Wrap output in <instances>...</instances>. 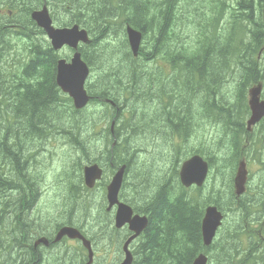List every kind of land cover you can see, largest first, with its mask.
Listing matches in <instances>:
<instances>
[{
    "label": "trees",
    "instance_id": "obj_1",
    "mask_svg": "<svg viewBox=\"0 0 264 264\" xmlns=\"http://www.w3.org/2000/svg\"><path fill=\"white\" fill-rule=\"evenodd\" d=\"M78 1L77 6L75 0L59 1L55 11L57 14H66L67 18L60 19L62 21L53 18L57 26L78 24L84 27L92 34L94 47L99 46V50L107 53L114 54L118 45H124L125 59L119 60L113 55L114 58L107 61L108 65L99 69L95 62L100 59L93 62L87 53L89 45L80 49L84 62L91 67L93 75L86 86L93 99L82 112L73 111L70 98L62 100L61 105L45 104L51 89L45 90L42 86L40 90V84H35V88L29 90L30 85H24V67L16 69L19 78L12 81L10 77L13 73H10V87L7 83L0 85L3 96L15 98L14 102H8V111L6 100L0 98V129L42 127L46 123L49 124L46 117L50 114L62 115L60 120H63L64 112L70 111L77 115L73 119L77 128H87L88 130H84L91 132L92 126L98 123L106 124L110 117H117L116 134L108 133L105 137L107 141L104 142L108 144L110 136L114 140L118 139L115 147L108 152L110 169L113 164L120 166L126 163L128 169L132 170L133 166L127 160H135L137 151L124 148L127 160H122L120 149L135 139L143 138L146 142L159 139L165 142V139L169 138L174 152H186L194 156L205 154L200 148L195 153L189 149L194 148L193 138L213 141L209 146L210 153L205 156L209 161L211 173L202 188H186L179 182L178 167L185 153L173 161L177 172L174 183L169 187L163 186L162 179L158 180V174H153L154 182H150L151 184H133L137 198L128 200V203L137 213L146 215L149 221L147 229L137 243L132 245L135 256L133 264H193L202 253L208 256L210 264H264V206H261L264 201V169L258 173L261 183H258L257 190L249 178L247 191L241 196L234 192L233 180L238 162L242 158L248 159L250 154L246 141L251 134L245 130L247 117L250 115L247 92L259 83H264V74L258 71V64L264 63V56L259 58V52L264 47V25L263 22L259 24L251 19V13L257 8V0L248 3V7L245 6L247 0H237L239 5L232 10L230 17L227 6L229 0H206L205 8L208 12H204L201 3L197 13L192 15L187 12L185 16H179L181 9L177 10L184 0H165L159 3H153V0ZM258 2L262 7L264 0ZM19 10L20 15H14L15 19L20 18V23L14 22V25L19 23V32L26 33L24 26H33L41 36L42 33L45 34L32 19L34 9L22 7L18 8ZM190 19L193 20L189 21ZM251 20L254 21L253 26L247 23ZM225 22L229 26L227 31L221 26ZM127 25L140 30L144 36L143 41L147 40V36L148 41H151V45L142 43L138 57L131 50L128 41L118 44V39L110 40L114 29L117 30L118 27L126 33ZM260 25H263L260 34L253 31L254 27L258 28ZM10 28L16 27L0 24V38ZM225 32L227 34H224ZM26 37L31 38V35L27 34ZM191 43L197 50L190 54L186 45ZM10 48L18 50L16 44ZM37 48H31L29 56L33 57L34 61L30 65H51L56 68L55 52L49 48L44 51L40 46ZM2 49L7 50V47L0 46V61L5 53L4 50L2 53ZM96 53L97 51L94 52ZM44 54L53 56L54 60H40ZM151 66L156 70L150 68ZM145 67L147 70L144 71ZM134 68L139 69L138 72ZM170 69H174L175 73L165 82L163 78ZM237 72L239 79L236 78ZM36 74L37 72L31 77ZM223 84V88L220 87ZM227 84L235 85L233 96L225 91ZM172 91L178 92V95L173 96ZM36 92L38 93L35 94ZM107 100L114 103L109 104ZM138 101H143L145 105L152 104L153 110L149 118L143 120L142 113L136 110L135 103ZM195 103L198 105L195 106ZM193 106L200 109V113H197ZM110 107L115 108L111 114L108 111ZM79 115L83 117L77 121ZM204 116H208L209 122ZM199 126L203 127L201 136L195 135L194 132ZM138 128L145 132L141 133ZM159 128L163 131L160 135ZM207 128L215 130L212 137H209ZM260 129H264V124H261ZM77 133L79 141L85 132ZM255 146L261 148L259 144ZM262 148L264 149L263 144ZM94 149L92 143L89 147L81 148L89 153L85 162H93L89 155ZM36 153L30 152L32 160L37 158ZM260 157L258 156L259 161ZM35 162L37 160L31 163L30 169L31 175L34 176L38 174L34 167ZM160 175L162 176V173ZM26 179L31 180L30 176ZM150 187L152 189L148 191L147 188ZM251 193L259 195L256 202L252 200ZM209 204L217 205L225 214V220L213 244L205 247L201 230L205 209ZM256 206L261 222L259 227L253 230L251 215ZM102 221L103 218L100 221L103 224ZM7 234L0 232V242L7 240ZM90 237L97 241L94 235ZM17 248L22 250L19 251L20 256L13 254L12 262L1 259L0 264H29L25 263L23 255V252L28 250L25 247ZM61 260L60 264L72 262L65 261L63 255L55 259L53 264H58Z\"/></svg>",
    "mask_w": 264,
    "mask_h": 264
},
{
    "label": "flooded vegetation",
    "instance_id": "obj_2",
    "mask_svg": "<svg viewBox=\"0 0 264 264\" xmlns=\"http://www.w3.org/2000/svg\"><path fill=\"white\" fill-rule=\"evenodd\" d=\"M59 1L60 0H0V22L3 20L2 25L11 27V23L3 18L4 15L11 17L14 14L13 10L17 12L18 8L26 7L28 10L30 8H33V12H41L44 7L51 9L52 6H57L59 4ZM78 2V0H75V6H77ZM234 4L235 2H230V4L227 5L229 7V11L232 12V10L236 9V7H234ZM18 25L19 23L13 25L12 27H16L14 29H18ZM220 28L221 26L219 27V29ZM31 33L34 34L33 32ZM31 36L34 37V35ZM48 43L50 44V42ZM16 46H18V43L16 44ZM60 57L61 56L57 54L56 61ZM69 59L70 57L68 58V60ZM40 60L52 61L54 60V58L51 55L44 54V56ZM13 61L4 62V56H2V59L0 61V85L7 83L9 85L8 87H10V80L8 78L10 73H13L12 77H10L12 81L15 78H19L20 75L16 70L17 65L13 64ZM33 61L34 59L31 56H23L21 57V60H17V62L19 63L18 65L24 66V85H31L29 90H33L35 88V84H40L38 88L40 90H42V86L43 89H51L48 91L49 97L47 98V103L50 102L61 105L63 102L62 100H64V94H62V91L58 88L59 86L57 83L56 68H53L51 65L47 67L30 65V63H32ZM36 72V76L31 77V75L35 74ZM40 90L38 92H40ZM38 92H36L35 94H37ZM0 98L6 100L5 103H7V111L10 110L8 102H14L15 98L13 96H3V92H0ZM56 107H58V105H56ZM46 120L49 122V124L46 123L42 127L38 128L26 127L17 129L7 127L8 129H4L3 127H1L3 128V135L0 139V156H3V158L0 159V228L11 233L12 238H10V240H8L6 243L0 242V251H2L0 252V260L7 259V261L12 262L13 254H18L19 256L21 254L19 253V251L22 250L17 247H25V249L28 250V252H23L25 263L44 264L46 261V250L55 249L57 247H60L61 245L63 246V244H65L64 242H67L69 243L67 245L72 246L77 254L76 262L74 261L72 264H86L88 262L87 250L83 248L84 243L82 241L70 240L67 237L63 238L61 241H55L59 230L62 228L61 226L60 228H58L57 225L54 224L55 222L53 218L55 213H46V216L49 217L53 225L49 228H41V226L36 227L34 223L30 222L29 218H26V216H32L36 213V211L39 210L40 207H46L48 210H56L57 208L62 209L64 201L68 200V198H71L72 194H74L77 199L80 197V195L78 194V190L87 192V194L89 195V197H87L89 198L88 206L91 209L93 205L92 194L94 192L102 189L105 197L108 194V185H106L105 188L101 185L103 183V178L106 176V169L100 163L102 159L107 160V156L104 153H99L97 155L98 159H100L98 164L103 168L104 172H101V179L97 180L92 188H88L87 186H85L86 184L84 175L80 174L82 172L78 173L77 171V169H80V165H82L83 163L82 161L85 160L87 152H84V150L82 151L80 148V143L77 141L76 137L78 131H73L72 129H70V131L68 132L63 130L65 131L66 136L72 135L71 137H64V135L59 134L60 128L58 125V120L53 114H50L48 118H46ZM114 124V131H112V128H109L108 130H106V133L112 132V134H116L117 123L114 122ZM261 124H264V121L260 122L256 126V128L253 129L254 131L252 132L251 138H255V134L258 132V130H260L259 128ZM69 133H71V135ZM82 138L84 146L89 147L91 143L94 144L93 147L97 146V144L93 141L92 138L94 137L91 134L85 135ZM61 139L62 141H60ZM117 143L118 139L114 141V144L111 148L115 147ZM70 144H73V148H70ZM64 147L65 149H63ZM121 148L123 149L122 154L125 153L124 148H131V150H135V148L130 147V145L123 146ZM30 152H37L39 153V156L36 159L32 160ZM88 154L89 153L87 152V155ZM91 154L93 155L92 152ZM80 157H83V160H79ZM36 160L37 162H35L34 164L38 165V162L41 161L43 168H47L48 166H50V168L47 170V175L53 174L55 164H59L65 161L66 166L64 167V171L63 173H61L60 178L58 180H55L54 182L49 181L46 177L44 178V175H42V177H33L34 181H31L26 179V177L31 175L30 166L31 163ZM252 163L255 164L256 167L260 164V162H258L257 164L255 161H253ZM37 165L34 167H37ZM112 167L114 166L112 165ZM117 169L115 170V172L117 171ZM129 171L130 170H128L127 172L125 171L126 175L124 178V182L122 183L123 186L118 196L119 202L122 204H128V198L126 197L127 194L125 190V180L127 175L129 174ZM114 174L115 173L113 172L110 175L109 180H111L110 178H112ZM52 197H55L58 201L57 205L53 204L51 200H49ZM105 202L107 204V201ZM116 209L117 206L110 207V205H108L104 207V209L102 206L100 210L101 213L103 212V221H105L107 218H109L111 223L113 220H116ZM133 212L134 216L141 215L140 213H137L136 209H133ZM24 216L25 221H23L22 223H20L18 219H14V217L21 219V217ZM101 219H99V221H95L92 224V228L94 227L95 223L97 225L100 224ZM14 222H16V224L20 227H17V230H13ZM68 223L69 224L65 226L76 227L82 232V234H85L86 228H88L87 223L80 227L73 224V222ZM252 224L254 227L255 222H253ZM101 225V229L103 231V233L101 234V238H103L104 240L102 241V243H95L92 240V248H94L95 250L92 264H110L106 259H103V255L96 250L95 247L100 244H106V247H112V249L118 248V252L114 258V264H121L123 260L122 258L124 257V253L122 251L123 244L132 236V234H129L130 231L128 226H124L121 228L126 232V238L124 242H120L117 238L109 235L110 233L108 232L107 227H105L104 222L103 224L101 223ZM18 231H20L21 234ZM85 237L89 240L86 234ZM131 247L132 246L130 245V249ZM82 248L86 251H82ZM81 255L83 256L81 257ZM104 260L106 262H104Z\"/></svg>",
    "mask_w": 264,
    "mask_h": 264
},
{
    "label": "rangeland",
    "instance_id": "obj_3",
    "mask_svg": "<svg viewBox=\"0 0 264 264\" xmlns=\"http://www.w3.org/2000/svg\"><path fill=\"white\" fill-rule=\"evenodd\" d=\"M164 1L165 0H161V1L153 0V3H159V2H164ZM251 1L252 0H247L245 2V6L248 7V3H250ZM230 2H233V3L235 2L234 7L239 5V2L237 0H229L228 3L230 4ZM201 3H203L202 5L204 6V12L205 13L208 12V9L205 8V7H207L206 0H184L181 4L178 5L177 10L181 9L178 12V15L179 16H183V15L185 16V14L187 12H189L192 15L197 13V10L200 9ZM259 5H260V3L257 0V3L255 5V7H257V8L254 9L253 12L251 13V19L258 22L259 24L261 22H263V25H264V3H262V5H261L262 7H260ZM56 8H58V7L52 6L51 9L48 8L49 11L51 12L50 15L52 16V18H54L57 21H62L63 19L67 18L66 14L65 15L63 13L57 14L58 12L55 11ZM19 12L20 11L15 12V16H17V15L19 16L20 15ZM231 13L232 12L230 11L229 17L231 16ZM60 14H61V16H60ZM15 16L13 15V17H8V16L4 15L3 19L9 21V23H11V25L13 26L15 20L17 22L20 21V18L18 17L15 19L14 18ZM59 16H60V18H59ZM60 19H62V20H60ZM192 20L193 19H190L189 21H192ZM253 20H251L250 22L247 21L249 26H253V24H254ZM1 22H3V20ZM73 25H69L66 27L71 28V26L73 27ZM263 25H260V27L258 26V28L254 27L253 31L260 34V32L263 31V30H261ZM221 26L225 28V31L229 30L228 29L229 26H227L226 22L223 25L221 24ZM226 26H227V28H226ZM24 28L27 29L26 33L22 32V31L19 32L18 30H20V29H9L5 34L1 35L0 46L1 47H5V46L7 47V50L2 49V53H3V50L5 51V53L4 54L1 53L2 56H4V62L5 61H13V60L17 61V60H21V57H23V56H29V53H31L30 51H31V48L33 46L36 49H38L37 46H40L41 49H43L42 51H44V49H47V48H49V49L52 48L48 42H46L45 40L42 39L43 37L41 36V33L36 28H34L33 26H30L29 28H28V26H24ZM31 32H33L34 34H32ZM38 32H39V34H38ZM27 34L34 35V37L31 36V38H28V37H26ZM112 34L113 35L110 36V40H112V38H116V39H118V44L128 41L127 34L123 33L122 30H119L118 27H117V30L114 29V32ZM224 34H227V32H225ZM91 35L92 34H90V38H92ZM146 39L147 40H145L143 42L144 43L146 42V44L151 45V41L150 40L148 41L149 36H147ZM17 43H18V50L10 48V46L12 47ZM192 45H193L192 43L189 45H186V47L188 48V52L190 54L197 50V48H195ZM24 48H27V49L24 50ZM124 48H126V47H124V45L123 46L118 45L116 47V52L114 54H112V53H107V52L101 51V50H99V46L94 47V45L92 44L86 50H87V53L89 54V56L91 57V59L93 60V62L100 59L99 62H95L97 64L98 68L100 69V67H106L105 65H108L107 61L110 60L111 58H114L113 55H116V57H118L119 60H124L125 59V56H124V50L125 49ZM95 51H97L96 54H94ZM59 55L65 59V58L72 56V51H70V49H68V48L63 49V50H61V52H59ZM56 56H57V54L55 53V57ZM262 56H264V47H263L262 51L259 52V58H261ZM258 66H259L258 71L264 74V63L263 64L259 63ZM157 67L159 68V66H157ZM107 68L109 69L110 67H107ZM150 68L156 70L155 67H153V66H151ZM145 69L147 70L146 67L144 68V71H145ZM134 70L138 72L139 69L137 70L136 68H134ZM173 70L174 69H170L169 72H167L165 74L166 77L163 78L165 80V82L167 80H170V78H172L173 74L175 73ZM236 71H238V69ZM236 78L239 79L238 72L236 74ZM224 85L225 84L220 85V87L223 88ZM203 87H205V85H203ZM225 91L229 92L228 94H230V96H233L234 92H235V85L227 84L225 86ZM236 91H238L237 86H236ZM172 92L174 94L173 96L178 95V92H174V91H172ZM64 96L68 97L67 94H64ZM92 98H93V96H92ZM263 98H264V92H263ZM111 102H113V101H111ZM45 104H50V102L47 103V101H46ZM135 104H136V110L138 112L142 113L143 120L145 118L150 117V114L153 110L152 109L153 106L151 103L148 105H145V104H143V101H138ZM197 105L198 104L195 103V106H197ZM183 106L186 107L185 104H183ZM195 106H193L194 110L197 113H200V109H198ZM86 108H84V109H86ZM84 109H82V110H84ZM74 110L82 112V110H78V109L73 108V111ZM114 110H115L114 107H110L108 110L109 114L114 112ZM64 113L65 114L63 115V120H60L62 115L54 114L55 118H57V120H58V124H60V122H61V124L59 125V128H60L59 134L64 135V137H70V136H66V133H65V131L69 132L70 129H72L73 131L77 130V131L82 132V133L85 132L83 134V136L91 134L94 137V138H92L93 141L97 144V146L95 147L96 150L94 149L93 150L94 152H92L93 155L92 154L89 155L93 159L92 160L93 162H85L83 160V157L79 158V160H83L82 161L83 163H82L80 169L79 170L77 169L78 173L82 172L80 174H83L84 173L83 168L85 166H92L94 164H98L100 159H98L97 155L99 153H104L107 156V160L102 159L100 162L106 169V172H105L106 176H105L103 183L101 184L104 187L103 184H107L111 181V180H109V177L112 174L111 171H113V170H112V168L110 169V167H109L110 156H109L108 152H109V149L112 150L111 147L113 146L114 141H115L110 136V138L112 139V142H111V140H109L108 144L104 143L107 141L105 139V137L108 136V133H106V130H108L110 128V127H108V122L111 125L114 122H118V118L115 117L113 119L112 117H110L106 124L98 123L97 125L92 126L93 130H91V132H87V130H88L87 128H83V127L77 128V124L75 122H73L74 121L73 119H75V117H77V115H75V113L70 112V111H67ZM82 117H83L82 115H79L77 118V121H79V118H82ZM46 118H48V116ZM207 118H208V116H206V117L204 116V119L209 122V120ZM61 126L66 128V129H63ZM202 128L203 127L199 126L198 130L195 129V131H194L195 135L201 136L200 131H202ZM260 128H261V125H260ZM84 129H87V130L85 131ZM165 129H167V127ZM63 130H65V131H63ZM96 130H98V131H96ZM138 130H140V129L138 128ZM214 131L215 130L213 128H210L207 130V132L209 133V137L213 136ZM140 132L144 133L145 131L140 130ZM161 132H163V131L161 128H159L158 129V135H160ZM2 135H3V132L0 129V139L2 138ZM77 136H78V133H77ZM144 136H145V134H144ZM251 136H252V134H251ZM251 136H249L247 141H246L247 145L249 147L248 154L250 153L248 160L253 159V160H255V162L257 164H258V162H260V164L256 167V165L252 163V166L251 165L249 166V164H248L249 167L248 166L247 167L249 168V170L251 171L252 174H255L253 176V178H251V179H252V186L256 188L255 190H257L258 183H261L258 179V173L261 169H264V149L262 148V144L264 145V129L258 130V132L255 134V138H251ZM82 137H81V140H79V141H78V137H77V141L80 143V148H82L84 146ZM103 140H105V141H103ZM170 140L171 139L166 138L165 142H163L159 139L158 140L154 139L151 142H146L143 138H139V139H135L134 141L130 142V144H129L130 147H134L135 150L137 151V155H136L135 160L134 159L133 160H127L125 153L123 154V157H122L123 158L122 160H127L133 166L132 170L129 171V174L127 175L126 180H125V190H126V194H127L126 197L128 198V200H133V199L137 198L133 184L140 183V184H143L144 186H146L147 184H151L150 182H154L153 181L154 180L153 174H156V175L158 174V180H159V178L162 179L161 183L163 184V186L166 185L167 187H169L171 185V183H174L175 175L177 172V170H175V165L173 162L174 159H177V157H179L180 155H183L185 153V155L182 156V160H181L179 167H178V168H181L182 163L185 160H187L188 158H190V156H193L192 154L190 155L189 153H186V152H180V151L174 152V149L172 148V145H171L172 142ZM192 140L194 143L193 144L194 148L190 147L189 149H192L193 150L192 152L195 153V151L200 148L201 150L204 151L205 155L204 156H202L201 154H197V155H200L201 157L205 158V156H207L211 151L209 146L212 145L211 143L213 141L208 142V141H206L205 138H201V139L193 138ZM60 141H62V139ZM200 143H202L205 146H203ZM256 144H259L261 146V148L259 149L258 147H256L255 146ZM70 148H73V144H70ZM63 149H65V147ZM146 150H147V153H146ZM84 152H86V151H84ZM122 152H123V149H120V155ZM86 155H87V152H86ZM254 155H256V156L254 157ZM36 156L38 157L39 153H36ZM258 156H261L260 161H259ZM99 157H101V156H99ZM2 158H3V156H2ZM96 160H98V161H96ZM175 164H176V162H175ZM122 165L127 166L126 163H122ZM122 165H120V166H122ZM54 166H55V168H54L53 174L47 175V170L50 168V166H48L47 168H43L41 161H39L38 165L36 167V169H37L36 172L38 173V175L37 174H35V176L29 175L31 178V181H34L33 177H38V176L42 177V175H44V178L45 177L48 178V180L51 182L58 180L61 176V173H63V171H64V167L66 166V162L63 161L59 164H55ZM30 169H31V166H30ZM161 173H162V176L160 175ZM151 189H152V187L147 188L148 191H150ZM251 191H253V190H251ZM262 191H264V190H262ZM78 194L80 195V197L78 199L74 194H72L71 198H68V200L64 201V203L62 205V209L57 208L56 210H53V209L48 210L46 207H44V208L40 207L39 210L36 211L35 214H33L30 217L26 216V218H29L30 222L34 223L36 227L41 226V228H49V227L53 226L49 217L46 216V213H49V214L55 213L53 220L55 222L54 224H56L58 228L60 226L63 227V225L65 226V225L69 224L68 222H73V224H75L78 227L85 225V223H87L88 228H86V231H85L86 236L88 235V237H90L91 235H94V237L97 238V241H94V242L95 243H100V242L102 243V241L104 239L101 238V236H102L101 234L103 233V231L101 229V227H102L101 223L98 225L95 223L93 228H92V224L95 221H97V220L99 221V219L103 218V214H101L100 209L102 206H103V209H104V207L107 206V204L105 202V201H107V199L105 198V194L102 191V189H100L99 191H96L92 194V198H93L92 204L93 205H92L91 209L88 206L89 198H87V197H89V195L87 194V192H82V191L78 190ZM256 195H257L256 193H251L252 200H255V202L258 200V196H259V195L258 196H256ZM262 197L264 198V194L262 195ZM49 200H51V202L55 205H57V203H58V201L56 200L55 197H52ZM209 205H215V204H209ZM209 205H207V206L209 207ZM215 206H217V205H215ZM261 206H264V201L261 203ZM208 207H206V209ZM206 209H205V211H206ZM231 216L234 217V214L231 213ZM251 216H252L251 217V224L253 222H255L254 227L252 224V229H257L259 227L260 222H261V219L259 218L258 206L254 207L253 214ZM14 219H18V221L20 223H22L23 221H25V216L21 217V219L14 217ZM113 221L111 223L109 218H107L103 222H104L105 227H107L108 232L110 233L109 235L117 238L120 242H123L124 238L126 237V234H125L126 232L125 231L124 232L123 231H120V232L115 231ZM112 225H113V227H112ZM13 226H14L13 230H17V227L20 228L16 224V222H14ZM0 232H2L4 234H7V233L10 234V235L7 234V236H6L7 240H3V243H6L8 240H10V238H12L11 233L4 231L1 228H0ZM64 243L65 244H63V246L61 245L60 247H57L55 249L46 250V252H45L46 261L44 264H53L55 259H58L59 256L62 257L63 255H65V259H66L65 261H67L68 263L71 261L76 262L77 258H75V249L72 246L67 245L69 243H67V242H64ZM95 248L97 251H99L100 254L103 255V257H102L103 259H106L107 262H109L110 264L115 263L114 258L118 252V248L112 249V247H106V244H100ZM60 262H62V260L59 261L58 264H60ZM104 262H106V261L104 260Z\"/></svg>",
    "mask_w": 264,
    "mask_h": 264
},
{
    "label": "water",
    "instance_id": "obj_4",
    "mask_svg": "<svg viewBox=\"0 0 264 264\" xmlns=\"http://www.w3.org/2000/svg\"><path fill=\"white\" fill-rule=\"evenodd\" d=\"M48 9H43L41 12H35L33 15L34 20L39 27H42L52 40V45L55 50L63 48L65 45L76 49L71 62L67 63L66 60H60L57 62V83L59 88L63 92L70 95L74 101L76 109H84L92 99L85 89L86 81L90 74V68L87 63L84 62L78 46L80 42L89 44L91 42L88 32L85 29H81L79 26L74 25L71 28H56L53 27V21L49 15ZM129 41L132 51L137 54L139 47L142 42V35L133 29L128 30ZM263 86L260 84L249 90V106L251 110V115L247 122V129L251 131L254 126H256L264 118V100L261 101ZM247 162L242 159L236 171L234 180L235 191L238 196H241L246 191L247 178L249 175ZM209 163L200 155H195L190 160L184 164L180 169V181L182 185L186 188H191L196 186L201 188L206 183L210 169ZM126 165L121 167L119 171L114 175L108 186V201L110 207L114 205L118 206V211L116 215V222L119 227H123L126 224L129 225L130 231L134 232L133 236L130 237L126 244L124 245L125 258L122 264H132L133 255L129 250V245L144 232L149 224L147 217L136 215L133 216V209L127 204H122L119 202V193L122 188V183L124 181V175L126 171ZM102 170L97 165L87 166L85 168V179L86 186L92 188L96 181L101 179ZM223 213L216 206H209L205 211V216L202 222V235L203 243L206 247L211 246L212 241L215 240L218 229L223 225L224 217ZM69 237L70 239L82 240L85 248L88 249L89 262L87 264H92V259L94 252L90 247L91 244L85 239L84 236L75 228L66 227L63 228L58 234V241L63 237ZM193 264H209V259L207 255L200 254Z\"/></svg>",
    "mask_w": 264,
    "mask_h": 264
},
{
    "label": "bare ground",
    "instance_id": "obj_5",
    "mask_svg": "<svg viewBox=\"0 0 264 264\" xmlns=\"http://www.w3.org/2000/svg\"><path fill=\"white\" fill-rule=\"evenodd\" d=\"M48 9L47 7H44V9ZM49 10V9H48ZM42 11V10H41ZM35 12H39V11H35ZM35 12H33L32 14H34ZM31 14V15H32ZM32 19L34 20V18H33V15H32ZM35 21V20H34ZM35 23H36V21H35ZM74 25H77V26H79L78 24H74ZM74 25H73V27H74ZM72 27V26H71ZM80 28H83L82 26H79ZM65 28H68V27H65ZM85 29V28H84ZM129 29H133V30H136L137 32H139L140 33V35H142L143 33L140 31V30H137L136 28H134V27H132L131 25H127L126 26V34H127V38H128V42H129V45H130V41H129V33H128V30ZM87 30V29H86ZM90 35V34H89ZM90 38V37H89ZM143 39H144V36L142 35V42H141V46H142V43H143ZM92 42H93V40L91 39V43H90V45L92 44ZM233 42H234V40H233ZM89 45V46H90ZM140 46V47H141ZM52 47V46H51ZM130 47H131V45H130ZM140 49L141 48H139V50H138V52H137V54H135L136 56L138 55V53H139V51H140ZM132 50V49H131ZM80 53H81V50H80ZM82 54V53H81ZM138 57V56H137ZM136 57V58H137ZM110 75V74H109ZM65 94H67V93H65ZM68 95V97H69V94H67ZM114 126H115V124H114ZM114 126L112 127V131H114ZM194 156V155H193ZM193 156H190V158H192ZM190 158L189 159H187V160H185L182 164H184V163H186V162H188L189 160H190ZM87 166H85V168H86ZM181 167H182V165H181ZM85 168H84V170H85ZM181 169V168H180ZM179 169V170H180ZM210 169V168H209ZM180 172V171H179ZM210 173H211V169H210ZM209 177H210V174H209ZM209 177H208V179H209ZM208 179H207V181H208ZM207 181H206V183H207ZM205 183V184H206ZM209 206H215V205H209ZM208 207V206H207ZM217 207V206H216ZM222 212V211H221ZM223 213V212H222ZM223 215L225 216V214L223 213ZM223 216V217H224ZM224 220H225V217H224ZM114 222V230L115 231H117V232H120V231H123V229H121L122 227H119L118 225H117V222H116V220H114L113 221ZM64 226V225H63ZM62 227V226H61ZM65 227V226H64ZM64 227H62L61 229H63ZM60 228V227H59ZM124 232V231H123ZM58 236V235H57ZM56 236V239H55V241L56 242H58V237ZM126 238V237H125ZM125 238H124V240H123V242L125 241ZM89 240L92 242V239L89 237ZM59 241H61V240H59Z\"/></svg>",
    "mask_w": 264,
    "mask_h": 264
}]
</instances>
